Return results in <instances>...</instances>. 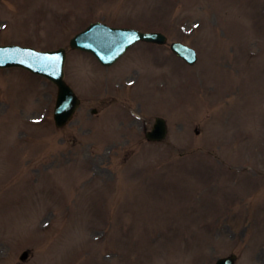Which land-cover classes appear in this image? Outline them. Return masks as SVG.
<instances>
[{
	"label": "rangeland",
	"instance_id": "1",
	"mask_svg": "<svg viewBox=\"0 0 264 264\" xmlns=\"http://www.w3.org/2000/svg\"><path fill=\"white\" fill-rule=\"evenodd\" d=\"M91 18L167 28L199 61L69 51L83 102L63 130L53 86L0 71V264H264V0H3L0 40L62 45ZM157 114L169 134L150 143Z\"/></svg>",
	"mask_w": 264,
	"mask_h": 264
},
{
	"label": "water",
	"instance_id": "2",
	"mask_svg": "<svg viewBox=\"0 0 264 264\" xmlns=\"http://www.w3.org/2000/svg\"><path fill=\"white\" fill-rule=\"evenodd\" d=\"M160 132L159 131H156V134H154V135H156L157 137H162L161 135H158Z\"/></svg>",
	"mask_w": 264,
	"mask_h": 264
}]
</instances>
